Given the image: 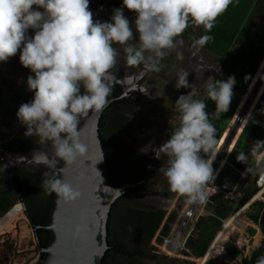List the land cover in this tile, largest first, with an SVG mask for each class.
I'll use <instances>...</instances> for the list:
<instances>
[{"label": "clouds", "instance_id": "obj_1", "mask_svg": "<svg viewBox=\"0 0 264 264\" xmlns=\"http://www.w3.org/2000/svg\"><path fill=\"white\" fill-rule=\"evenodd\" d=\"M232 3L122 0V6L112 10L110 20L100 21L93 19L90 0H0V63L19 53L20 64L32 73L26 86L33 98L19 106L16 118L25 128V138L35 136L39 144L50 143L53 149L51 157L34 150L31 161L49 169H54L58 161L76 163L87 151L78 126L90 112L100 113L108 106L121 54L129 68L159 73L162 62L172 53L177 61H183L178 47L184 43L181 37L190 22L210 33L217 17ZM124 9L135 14L134 20L130 21ZM211 39L202 35L194 45L203 47ZM215 71L219 73L220 66ZM189 75L181 69L175 77L174 88L189 91L174 102L171 135L159 146L149 141L139 152L152 153L157 160L166 158V166L158 171L168 190L185 197L190 205H205L209 199L206 186L218 175L213 169L217 129L210 115L219 119L230 110L237 81L234 75L226 79L210 75L201 93L189 81ZM207 100L215 104L212 114L206 111ZM177 119L179 125L175 127ZM254 145L252 166H247L249 155L243 151L236 160L246 166L242 176L259 175L264 180V140ZM205 154H211V158L205 159ZM43 186L64 202L82 196L72 182L55 176L45 179ZM257 264H264V257Z\"/></svg>", "mask_w": 264, "mask_h": 264}, {"label": "flooded vegetation", "instance_id": "obj_2", "mask_svg": "<svg viewBox=\"0 0 264 264\" xmlns=\"http://www.w3.org/2000/svg\"><path fill=\"white\" fill-rule=\"evenodd\" d=\"M121 6L122 0H90L89 4L90 10L94 14L93 19L100 21L110 20L112 10ZM124 14L130 21L135 18V14L127 9H124ZM32 34V30H29V35ZM206 34L208 35L203 26L190 22L181 37L184 43L178 47V50L183 53V61H177L175 53H172L162 62L164 67L159 73L129 68L121 54L118 58V70L115 72L116 79L113 81V89L109 97L110 102L101 112L99 118V136L104 154H107L109 163L114 166L111 178L126 180L134 184L111 210L110 241L113 243L119 241L116 239V234H118V230H123L122 223L128 216L130 202L135 204L133 208H137L141 212L139 214L144 217L151 212H154L156 216L164 213L150 240H145L146 227L141 229L142 236L145 238L139 233L137 239L135 237L133 240L142 245L139 248H143L148 254H156L158 259L165 264H189L190 262L184 256L189 255L186 249L182 248L183 251H179L174 248L175 246L170 245L171 243H165L168 248L170 245V250L174 249L171 251L172 255H160L156 243H154L155 239L156 242L162 244L163 237L176 226L177 220L179 219L178 223L183 222L182 209L188 202L185 197L168 190L165 178L158 171L161 166H166V158L162 157L161 160H157L152 153L142 154L139 149L149 141L154 142L157 146L161 145L174 130V126L170 124L176 115L173 109L174 102L179 95L189 91V89L176 90L174 88L175 77L181 69L190 73L189 81L201 93L204 90L205 80L210 75L217 79H226L229 75H234L238 86L244 81L241 57L244 53H248V45L245 43L243 47L240 46L239 37L236 36L234 43L226 53L210 42L203 47L195 46L194 41ZM236 47L240 48L239 51H234L233 55L236 58H231V51ZM219 66L220 71L217 73L215 69H218ZM31 74L29 69L20 64L19 53L10 57L7 62L0 63V221L12 208L20 205L15 201V192L6 174L5 166L12 173L16 184L17 182L19 184L17 186L31 219L43 216L45 202L49 197V192L44 188L43 181L55 176L53 169L31 161L34 150L47 152L51 157L53 149L50 143L41 145L35 136L25 138L23 135L25 128L16 118L19 106L22 103L30 102L33 98V93L28 91L26 86V79ZM151 95H160L161 98H152ZM206 103L208 105L206 111L210 114L214 113V102L207 100ZM164 104H167L168 107H164ZM226 114H222L219 119L210 115V119L217 129V138ZM178 125L177 119L175 127ZM208 156L209 154H205V158ZM61 164L62 161H58L56 167H60ZM46 173L47 175H45ZM195 207L196 205H193L185 212L188 218L196 214ZM20 208L25 215L21 206ZM154 223L155 216L150 217L148 230ZM132 224L134 231L131 234L133 236L136 234V225L133 222ZM28 225L32 230L33 237L36 234L39 242L40 239L47 238V232L42 228L43 224H35L38 226L35 230L32 229L29 221ZM204 226L205 224L202 228ZM166 229L168 231L164 235L163 231ZM113 232L115 236L112 239ZM35 244L39 255L38 260L34 263L39 264L43 253L36 241ZM110 254L111 256L106 259L105 264H118V253L111 252ZM142 261L144 263L146 261L155 262L148 258Z\"/></svg>", "mask_w": 264, "mask_h": 264}, {"label": "rangeland", "instance_id": "obj_3", "mask_svg": "<svg viewBox=\"0 0 264 264\" xmlns=\"http://www.w3.org/2000/svg\"><path fill=\"white\" fill-rule=\"evenodd\" d=\"M254 4L258 8L257 10H254L255 18L252 31H256L258 30V27L264 26V0H254ZM253 9L254 6H252L250 12L253 11ZM224 14H228V16L231 15V17L227 19L228 17L222 16L227 20L226 24L222 23L221 26L224 27L227 32H231L237 18L240 17V10L234 6H229ZM254 39L255 37L253 40ZM262 48L264 49V42L262 44ZM257 58L258 56L256 54L253 55V62L257 61ZM263 69L264 56L262 57L252 79H244L243 82L246 83L245 89L240 93L238 92V97H236L234 104L230 107V110L222 122L215 150L220 148L221 145H219V141L224 136L225 139L223 143L225 144L228 133L230 132L238 116V108L244 102V100L247 101L250 92L255 83L258 81ZM246 116L248 117H246L245 122L240 125L237 132L234 134L231 143L228 145L227 151L224 153L225 155H221L220 159L215 158V161L213 162V169L214 171H218V175L213 182L206 186L205 190L209 196L208 202L205 205L196 204L197 208L195 207V209L197 212L196 214L191 215L189 218L186 216L185 212L193 205H188L189 203L185 204L186 206H183L181 214H184L183 222L177 223L176 226L169 230L168 235L163 237L162 244L156 242L154 239V243H156L155 245L157 246V250L159 251L160 255H172L171 251L174 249L170 250V245L173 247L175 246L174 248L179 249V251H183L182 248L188 250L187 242H189V239L201 240L202 238H205L208 240V238L210 239L211 237L210 235H213L205 254L207 253L210 246H217V244L214 246L215 242L218 243V245L220 244L222 250L218 248L215 249L214 256L212 258L208 257V259L204 260V256L200 259L195 256L192 257V255L184 256L193 264H232V262L229 260L230 254H234L236 250H248L250 246L253 245L254 241H257L255 237H257L258 232H260L261 236V230L259 227L249 225L246 222V215L251 212L252 206H246V208H243L242 211L241 207H237V203L245 195H249V201L253 199L252 203L258 199H261L262 195H255L258 194L264 188V186L258 193H253L254 185H252L251 182L254 175H241V173L244 172L246 166L239 163L236 160V156L241 151L247 153L249 155V163L247 166H252V161L254 159L252 152L255 150L254 142L257 140H263L264 138V134H259L260 132H264V82L258 94L251 102L246 112ZM220 152L222 153V151H219V153ZM222 157L224 158V161H222ZM210 158L211 154H209V156L205 159ZM221 162H223V165H221ZM218 194L230 198L228 205H230L232 209L225 219L220 221L215 218V220H212L210 224H205V222L210 220L211 217H215L209 214V209L206 208V205L208 203L213 204L211 197ZM129 205L132 207L135 206V204L131 202ZM203 207L207 209V212L203 211ZM237 212L241 213V215H235ZM193 222L195 223V227L192 231H190V227ZM122 224L123 230H118L116 239L121 242L123 241L124 243L134 244L132 242L135 241L132 240L131 234V232L134 231L132 222L126 220ZM203 224H205L206 229L202 233L199 229V225L203 226ZM114 236L115 234L113 232L112 239ZM216 238H218V240ZM170 239H172L171 242ZM165 243H171L169 248L167 245H165ZM247 243L248 245H246ZM38 255L39 253L36 248L32 230L28 225L26 216L21 211L20 205H18L5 214V216L0 221V264H35L34 262L38 260ZM145 263L152 264L149 261H146Z\"/></svg>", "mask_w": 264, "mask_h": 264}, {"label": "water", "instance_id": "obj_4", "mask_svg": "<svg viewBox=\"0 0 264 264\" xmlns=\"http://www.w3.org/2000/svg\"><path fill=\"white\" fill-rule=\"evenodd\" d=\"M263 82L264 69L228 133L222 147L224 149H221L222 154L227 151L228 145L240 127L242 119ZM100 114L101 112H90L79 125L81 128L80 141L87 148L84 156L72 165H66L62 161L60 167L53 169L55 177L72 182L81 191L82 196L80 199L68 203L59 199L53 192L49 211L42 226L49 235V241L45 248L40 246L39 239L34 234L40 251L45 254L42 264H101L108 249V220L112 205L127 188L134 186L132 183L112 186L109 182L108 164L99 136ZM220 153L216 159H220ZM5 169L15 192V201L21 205L32 229L35 230L38 226L32 222L31 216L25 209L22 195L12 173L8 167L5 166ZM77 177L79 178L77 179ZM178 222L179 219L176 225ZM194 227L195 223L193 222L190 231ZM186 252L192 255L190 251L186 250Z\"/></svg>", "mask_w": 264, "mask_h": 264}, {"label": "trees", "instance_id": "obj_5", "mask_svg": "<svg viewBox=\"0 0 264 264\" xmlns=\"http://www.w3.org/2000/svg\"><path fill=\"white\" fill-rule=\"evenodd\" d=\"M230 6H234L236 8H239L240 10V17L237 18L236 23L234 24L231 32H227L224 27L221 26V24H226V20L231 17V15L228 16V14H222L219 17H217V22H215V25L210 33L212 39L209 41L212 44H215L217 48H220L222 52L226 53L234 43V40L236 36H238L239 44L240 46H244L245 43L249 47V51L247 53L243 54V57H241L242 61V75L244 76V79H251L256 71V69L259 66V63L264 56V49L262 48V44L264 42V26L263 27H258V30L252 31V28L254 27V18H255V12L254 10H257V6L254 4V0H233V3ZM254 6L253 11L250 12V9ZM254 14H253V13ZM228 17L227 19L223 17ZM220 19V22H219ZM255 39L253 40V38ZM240 48H235L234 50L231 51V58H234L235 56L234 51H239ZM257 51V52H256ZM257 55V61L253 62V55ZM236 58V57H235ZM246 83L242 82L241 85H236L234 88V98L232 100L231 106L234 104V101L236 100V97L238 92H242V90L245 89ZM230 106V107H231ZM228 113V112H227ZM227 115V114H226ZM260 135H263L264 132H260ZM102 143V142H101ZM105 158L106 161H108V156L105 153ZM114 169V166L109 163L108 161V173H109V182L112 186H117L122 183H127L128 181L126 180H113L111 178V173ZM252 184L254 185L253 193H257L263 186H264V180H262L259 175H254L252 179ZM130 183V182H128ZM18 184V182H17ZM19 186V184H18ZM131 189L127 188L124 193L118 197V199L114 202V204L119 201L125 193L129 192ZM264 191V188L255 196H260L261 192ZM254 196V197H255ZM53 198V192L49 193V197L47 198V201L45 202V208H44V213L43 216L36 219L35 217H32L33 222L35 224L41 223L44 225L46 216L49 211V207L51 204V200ZM213 204L208 203L206 205V208L209 209V212L211 215L215 217H211L210 220L206 221V224H210L212 220H215L217 218L218 220L225 219L232 207L227 204L229 202L228 199H225L223 195H215L211 197ZM249 200V195H245L241 200L238 201L237 207L241 209L246 208V206H252L251 212H249L246 215V218L249 223L258 225L260 230H261V236L260 232H258L257 237L255 239L258 241H254L253 245L250 246L248 250H236L234 254L229 255V260L232 262V264H257V261L261 258L264 257V193L262 195L261 199H258L254 203H252V200L247 202ZM247 202V203H246ZM246 203V204H245ZM112 205V208L114 206ZM128 209V216L125 220L132 221L136 225V234H133V238L137 239L138 234L140 233L141 236L143 235L141 229L143 227L147 228V231L144 233L146 235L145 240L148 241L150 238L153 236L155 228L158 226L162 216L164 213L159 214L156 216L154 212H151L147 214L145 217L143 215H140V211H138L137 208H133L132 206L129 205ZM111 208V210H112ZM133 208V209H132ZM206 209V210H207ZM111 210H110V215H109V220H108V234H107V243H108V249L106 250L101 264L106 263V259L111 256V252H115L116 254L118 253V264H145L142 260L145 258H148L149 260L155 261L152 264H165L161 262V260L158 259V256L156 254H148L145 252L141 244H138L135 240V242H132L134 244H128L124 243L123 241H118L117 243H113L110 241V230H109V221H110V216H111ZM155 216V223L151 227V229L148 230L149 225V220L150 217ZM206 229V226L203 228L201 227L200 230L203 233L204 230ZM167 229L163 231V234L165 235L167 233ZM47 234V238L45 240L40 239V244L42 247H46L47 243L49 241V235ZM211 236V237H210ZM210 239L206 240L205 238H202L201 240H192L189 239V242H187V247L190 253L198 258H201L204 256L208 245L210 241L212 240L213 235H210ZM139 240V239H138ZM139 242V241H138ZM189 256V255H188ZM45 259V254H41L39 264H42ZM189 264H193L189 262Z\"/></svg>", "mask_w": 264, "mask_h": 264}, {"label": "crops", "instance_id": "obj_6", "mask_svg": "<svg viewBox=\"0 0 264 264\" xmlns=\"http://www.w3.org/2000/svg\"><path fill=\"white\" fill-rule=\"evenodd\" d=\"M252 181H253V180H252ZM251 184H252V182H251ZM252 185H253V184H252ZM224 198H225V199H228V200L230 199V198H227V197H225V196H224ZM248 201H249V200H248ZM246 203H247V202H246ZM246 203H245V204H246ZM227 204H228V202H227ZM241 210L243 211V209H241ZM205 212H207V210H206ZM239 212H241V211H239ZM239 212H237V213H239ZM237 213H236L235 215H241V213H239V214H237ZM209 214H210V212H209ZM210 215H211V214H210ZM246 219H247V218H246ZM246 222H247V224H249V225L259 227V226L255 225V224H251V223H249L248 220H247ZM206 223H207V222H205V224H206ZM201 227H202V226L199 225V229H200ZM241 235H242V234H241ZM241 237H242V236H241ZM241 237H240V238H241ZM216 239H217V238H216ZM216 244H217L216 247L210 246V248L208 249L207 253L204 255V260H205V259H208V257H209V258H210V257L212 258V257L214 256V251H215V249H217V248H218V249H221L220 244L218 245V243L215 242V243H214V246H215ZM212 245H213V244H212ZM246 245H248V243H247ZM240 249H242V248H240ZM221 250H222V249H221ZM199 259H200V258H199ZM199 259H198V260H199ZM198 262H199V261H198Z\"/></svg>", "mask_w": 264, "mask_h": 264}, {"label": "bare ground", "instance_id": "obj_7", "mask_svg": "<svg viewBox=\"0 0 264 264\" xmlns=\"http://www.w3.org/2000/svg\"><path fill=\"white\" fill-rule=\"evenodd\" d=\"M255 81H256V79H255ZM257 83V82H256ZM253 89V88H252ZM245 100H244V102L240 105V107L238 108V114L240 113V111H241V109H242V107L245 105ZM246 117H248V116H246L245 115V117L242 119V121H241V124H243L244 122H245V120H246ZM237 119V118H236ZM240 124V125H241ZM224 139H225V136L219 141V145H221L220 146V148L218 149H216L215 151H216V153H217V155H216V157H218V153H219V151H222L221 149H224V148H222L223 147V141H224ZM232 146V145H231ZM222 156H224V154H222V153H220ZM223 158V157H222ZM222 161H224V158H223V160ZM21 206V205H20ZM217 240H218V238H217Z\"/></svg>", "mask_w": 264, "mask_h": 264}, {"label": "built area", "instance_id": "obj_8", "mask_svg": "<svg viewBox=\"0 0 264 264\" xmlns=\"http://www.w3.org/2000/svg\"><path fill=\"white\" fill-rule=\"evenodd\" d=\"M263 140H264V138H263ZM216 158H217V157H216ZM262 188H263V187H262ZM262 188H261V189H262ZM261 189H260V190H261ZM260 190H259V191H260ZM259 191H258V192H259ZM258 192H257V193H258ZM263 193H264V191L262 192V194H261V195H263ZM255 194H256V193H255ZM261 195H260V196H261ZM230 196H231V194H230ZM203 211H206V209H205V208H203Z\"/></svg>", "mask_w": 264, "mask_h": 264}]
</instances>
